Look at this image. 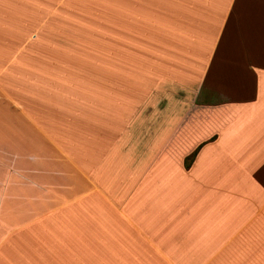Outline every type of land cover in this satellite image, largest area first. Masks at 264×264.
I'll return each mask as SVG.
<instances>
[{
	"label": "crops",
	"instance_id": "obj_1",
	"mask_svg": "<svg viewBox=\"0 0 264 264\" xmlns=\"http://www.w3.org/2000/svg\"><path fill=\"white\" fill-rule=\"evenodd\" d=\"M0 264H264V0H0Z\"/></svg>",
	"mask_w": 264,
	"mask_h": 264
}]
</instances>
